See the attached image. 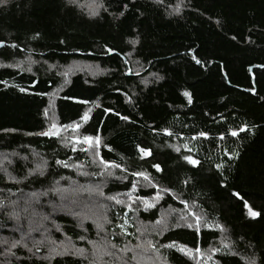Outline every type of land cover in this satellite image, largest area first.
<instances>
[{
    "label": "trees",
    "instance_id": "obj_1",
    "mask_svg": "<svg viewBox=\"0 0 264 264\" xmlns=\"http://www.w3.org/2000/svg\"><path fill=\"white\" fill-rule=\"evenodd\" d=\"M94 1L0 6V264H264V0Z\"/></svg>",
    "mask_w": 264,
    "mask_h": 264
},
{
    "label": "rangeland",
    "instance_id": "obj_2",
    "mask_svg": "<svg viewBox=\"0 0 264 264\" xmlns=\"http://www.w3.org/2000/svg\"><path fill=\"white\" fill-rule=\"evenodd\" d=\"M67 1L69 2V0H67ZM72 4L79 7V8L84 9V11L90 15H94L97 12H99V10H100V5L98 4L97 1H94V0H88V1L76 0V2L72 3ZM47 116H48V118H52L54 120L52 110L48 111ZM53 120H51V122H52L51 128H53V126H54ZM199 224H200L199 221L195 217V225L199 226ZM60 250H61V248H60ZM127 251H128V248L121 250V252H125V253H127Z\"/></svg>",
    "mask_w": 264,
    "mask_h": 264
},
{
    "label": "snow or ice",
    "instance_id": "obj_3",
    "mask_svg": "<svg viewBox=\"0 0 264 264\" xmlns=\"http://www.w3.org/2000/svg\"><path fill=\"white\" fill-rule=\"evenodd\" d=\"M69 2L70 3H75L76 2V0H69ZM7 3H8V0H0V6H5V5H7ZM99 6V5H98ZM131 43H135V41H132ZM186 95H187V93H186ZM87 114H85V116L83 117V119H85V120H87ZM126 119V118H125ZM54 128H55V125L53 126ZM78 127V126H77ZM243 130V129H242ZM43 135H49V133H42ZM233 135H236V133L235 132H233L232 133ZM201 135H206V134H204V133H201ZM92 137H84V142L85 143H91V141H92ZM142 151H144V150H142ZM187 158V157H186ZM192 163H196L195 161H191ZM154 167H157V169L159 170V166H154ZM136 175H142L141 173H137ZM145 179H147V177L145 176ZM251 211V210H250ZM252 215L253 216H255V215H257V213H252ZM197 251H199L198 249H197ZM252 264H254V262H252Z\"/></svg>",
    "mask_w": 264,
    "mask_h": 264
},
{
    "label": "water",
    "instance_id": "obj_4",
    "mask_svg": "<svg viewBox=\"0 0 264 264\" xmlns=\"http://www.w3.org/2000/svg\"><path fill=\"white\" fill-rule=\"evenodd\" d=\"M4 45H5V44H3V43L0 44V48L3 47ZM11 46L14 47V45H11ZM257 68H259V69H264V66H258ZM251 71H252V70L250 69V73H251Z\"/></svg>",
    "mask_w": 264,
    "mask_h": 264
}]
</instances>
